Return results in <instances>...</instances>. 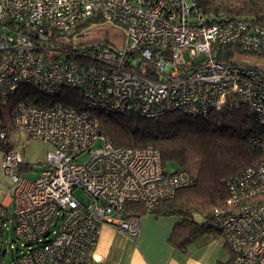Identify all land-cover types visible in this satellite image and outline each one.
Wrapping results in <instances>:
<instances>
[{
    "label": "built area",
    "instance_id": "obj_1",
    "mask_svg": "<svg viewBox=\"0 0 264 264\" xmlns=\"http://www.w3.org/2000/svg\"><path fill=\"white\" fill-rule=\"evenodd\" d=\"M198 5L0 0V172L12 204L0 206V264H92L103 226L140 234L142 216L128 214V202L151 209L194 184L189 172L165 169L154 148L114 146L100 133L102 115L203 120L230 99L255 117L249 144L258 158L227 180L226 206L213 210L208 228L225 239L235 264H264V72L244 61L264 60V27L208 17ZM103 24L123 31L121 47L83 41ZM21 88L61 100L21 99L11 112L12 130L51 147L35 178L22 174L29 165L2 120Z\"/></svg>",
    "mask_w": 264,
    "mask_h": 264
},
{
    "label": "trees",
    "instance_id": "obj_2",
    "mask_svg": "<svg viewBox=\"0 0 264 264\" xmlns=\"http://www.w3.org/2000/svg\"><path fill=\"white\" fill-rule=\"evenodd\" d=\"M198 7L208 17L250 18L264 27V0H199ZM21 99L40 106L61 101H49L29 88H21L8 98L2 112L3 126L8 133L11 112ZM256 128L254 115L236 99H230L203 120L179 113L158 119H143L136 115H102L99 118L100 133L114 146L154 148L160 152L165 169L174 166L176 170L192 175V186L178 190L172 199L151 209L143 203L126 204V212L130 215L180 217L170 243L182 251L210 233L208 223L213 210L226 206L227 180L257 160L258 154L249 144L251 132ZM3 149L0 144V151ZM28 170L29 167L21 168L25 174ZM197 217L201 220L196 221ZM228 250L230 260L219 264H235V254L229 247Z\"/></svg>",
    "mask_w": 264,
    "mask_h": 264
},
{
    "label": "crops",
    "instance_id": "obj_3",
    "mask_svg": "<svg viewBox=\"0 0 264 264\" xmlns=\"http://www.w3.org/2000/svg\"><path fill=\"white\" fill-rule=\"evenodd\" d=\"M26 165H29L26 166L29 167V177L35 178L39 168L35 169L28 163ZM10 189V181L0 172V206L12 207ZM180 219L178 216H142L140 234L136 238H130L110 226H103L92 264H219L230 260L229 246L216 232L197 239L185 251L176 249L170 243V238Z\"/></svg>",
    "mask_w": 264,
    "mask_h": 264
},
{
    "label": "rangeland",
    "instance_id": "obj_4",
    "mask_svg": "<svg viewBox=\"0 0 264 264\" xmlns=\"http://www.w3.org/2000/svg\"><path fill=\"white\" fill-rule=\"evenodd\" d=\"M83 41H106L111 42L119 47L122 46L124 41L123 31L115 25L103 24L100 26H92L83 36ZM187 58V55H186ZM188 60V59H187ZM246 64H249L264 72V60L261 59H244ZM64 96V95H63ZM9 141L12 148L22 152L23 159L26 163L34 166L35 169L46 159L50 146L42 141L33 140L27 133H17L16 131L9 130ZM86 155H82L77 159L78 163H84L87 160ZM170 170H176L174 166L169 167ZM23 175L25 173L22 172ZM28 177V175H26ZM11 193V192H10ZM78 197L83 201L86 200L85 195L77 193ZM200 217L196 221H200ZM6 264H12L11 259L7 258Z\"/></svg>",
    "mask_w": 264,
    "mask_h": 264
}]
</instances>
